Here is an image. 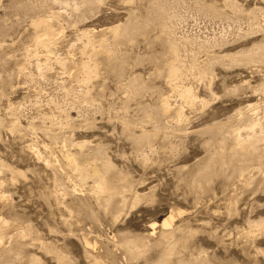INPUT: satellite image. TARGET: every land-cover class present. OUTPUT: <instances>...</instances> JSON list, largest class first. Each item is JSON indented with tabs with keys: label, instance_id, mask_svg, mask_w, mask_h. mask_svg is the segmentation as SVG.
Listing matches in <instances>:
<instances>
[{
	"label": "rangeland",
	"instance_id": "1",
	"mask_svg": "<svg viewBox=\"0 0 264 264\" xmlns=\"http://www.w3.org/2000/svg\"><path fill=\"white\" fill-rule=\"evenodd\" d=\"M2 220L0 264H264V0H0Z\"/></svg>",
	"mask_w": 264,
	"mask_h": 264
},
{
	"label": "bare ground",
	"instance_id": "2",
	"mask_svg": "<svg viewBox=\"0 0 264 264\" xmlns=\"http://www.w3.org/2000/svg\"><path fill=\"white\" fill-rule=\"evenodd\" d=\"M38 25H40V24H38ZM41 26H43V24L41 25ZM45 30L47 29V30H49L50 28H48V26H47V28L45 27L44 28ZM37 30H38V27H37ZM51 31H52V29H50ZM50 32V31H49ZM52 33V32H51ZM45 34V33H44ZM49 35L48 36H51V34L50 33H48ZM46 35V34H45ZM44 39V38H43ZM49 41V40H48ZM40 42H42V43H44L45 42V40H40ZM40 42H38V43H40ZM91 43H92V41H91ZM96 52V51H95ZM175 61V60H174ZM172 63V62H171ZM65 64V63H64ZM83 68L84 69H87L88 68V65H86V64H84L83 65ZM201 68V67H200ZM95 70V69H94ZM170 70V69H169ZM86 71H88V70H86ZM168 71V70H167ZM91 72V71H90ZM170 72H171V70H170ZM172 72H174V73H176V70H172ZM89 73V72H88ZM92 73V72H91ZM178 79V78H177ZM188 90V89H187ZM184 91H186V90H184ZM189 91V90H188ZM183 93V92H182ZM185 93V92H184ZM191 93V91L189 92V94ZM189 94H187V97H189L188 95ZM183 95H185V94H183ZM191 96V95H190ZM191 99H192V96L190 97ZM194 98V97H193ZM188 100H190V99H188ZM250 138V137H249ZM250 140V139H249ZM237 141V140H236ZM250 141H248L247 143H249ZM240 143V142H239ZM244 143H246V142H244ZM238 144V143H237ZM245 146V144H241V147H244ZM249 146H250V144H249ZM246 148V147H245ZM244 150V149H243ZM249 150V149H248ZM66 162H67V164L68 163H70L71 165L74 163V165H76V163L75 162H73V160H71L69 157H68V155L66 156ZM69 164V165H70ZM74 167V166H73ZM78 168H79V166H77ZM84 167V166H83ZM96 174V173H95ZM97 176H98V174H97ZM100 177H101V175H100ZM99 178V177H98ZM100 180V179H99ZM102 182V181H101ZM100 182V183H101ZM103 183V182H102ZM113 184V183H112ZM96 186H98L97 188H98V190L99 189H105V186L102 184V185H96ZM117 189V188H116ZM101 190V191H102ZM93 191V190H92ZM100 191V192H101ZM105 190H103V192H104ZM115 191V190H114ZM99 193V192H98ZM108 193V192H107ZM111 193V192H110ZM112 193H114L113 191H112ZM111 193V194H112ZM109 195V194H108ZM172 219H173V215H170V216H168L167 218H165L161 223H160V225H161V227L162 228H168L171 224H172ZM6 221V220H5ZM0 223H2V224H4V221L2 220V221H0ZM8 223V222H7ZM6 224V223H5ZM7 225V224H6ZM156 225V223H152L151 224V226H152V228H153V230H154V226ZM2 227V226H1ZM7 228H9V227H7ZM17 233H16V235L18 236V235H21L22 233H23V229L18 225L17 226ZM26 229V228H25ZM11 235V234H10ZM15 235V234H14ZM23 235V234H22ZM16 236V237H17ZM24 236V235H23ZM167 236H168V234H167ZM9 237V236H8ZM169 237V236H168ZM4 238V237H3ZM13 239V238H12ZM2 242V241H1ZM87 243V242H86ZM165 254V253H164ZM170 254V253H169Z\"/></svg>",
	"mask_w": 264,
	"mask_h": 264
}]
</instances>
